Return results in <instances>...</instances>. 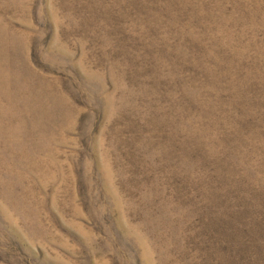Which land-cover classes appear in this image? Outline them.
Returning a JSON list of instances; mask_svg holds the SVG:
<instances>
[{
    "label": "rangeland",
    "instance_id": "rangeland-1",
    "mask_svg": "<svg viewBox=\"0 0 264 264\" xmlns=\"http://www.w3.org/2000/svg\"><path fill=\"white\" fill-rule=\"evenodd\" d=\"M0 264H264V0H0Z\"/></svg>",
    "mask_w": 264,
    "mask_h": 264
}]
</instances>
